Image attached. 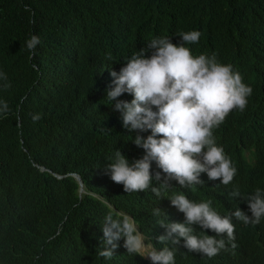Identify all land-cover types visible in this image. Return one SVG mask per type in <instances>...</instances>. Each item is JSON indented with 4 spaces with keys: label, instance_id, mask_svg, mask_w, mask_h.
<instances>
[{
    "label": "trees",
    "instance_id": "16d2710c",
    "mask_svg": "<svg viewBox=\"0 0 264 264\" xmlns=\"http://www.w3.org/2000/svg\"><path fill=\"white\" fill-rule=\"evenodd\" d=\"M0 264H264V0H0Z\"/></svg>",
    "mask_w": 264,
    "mask_h": 264
},
{
    "label": "clouds",
    "instance_id": "9594fccd",
    "mask_svg": "<svg viewBox=\"0 0 264 264\" xmlns=\"http://www.w3.org/2000/svg\"><path fill=\"white\" fill-rule=\"evenodd\" d=\"M223 121H226V117L223 116ZM187 135V136H186ZM195 137L196 135H193L191 133H186L185 135L179 134L177 135L168 145H165L163 141L160 144V156L161 158L166 162L167 167H173L181 171L182 173H191L193 177H197L200 174L201 168V161L200 157L198 155V151L202 150L204 143L203 142H194L189 137ZM45 171V169H44ZM71 174L70 176H72ZM58 178H62V176L56 175ZM73 177V176H72ZM83 184V183H82ZM80 189V186H79ZM79 193H84V187L83 191L79 190ZM252 214L254 220H260L262 221L261 214L259 212H251L250 214L244 211H239L238 216L241 218L248 217ZM135 228L138 230L137 225L134 224ZM139 239L136 243V247L140 254L143 256L145 254H142L139 250V242H140V235L144 236L139 230ZM145 237V236H144ZM149 240V239H148ZM151 243V241H149ZM152 244V243H151ZM153 246V244H152ZM154 248V246H153ZM155 250V249H154ZM156 254V250H155ZM144 257V256H143ZM156 257V255H155ZM154 257V258H155ZM145 258V257H144ZM151 258V259H154ZM147 259V258H145ZM148 259V260H151Z\"/></svg>",
    "mask_w": 264,
    "mask_h": 264
},
{
    "label": "rangeland",
    "instance_id": "374dc122",
    "mask_svg": "<svg viewBox=\"0 0 264 264\" xmlns=\"http://www.w3.org/2000/svg\"><path fill=\"white\" fill-rule=\"evenodd\" d=\"M139 244H140L139 250L141 251L142 254H145L143 255L145 258L151 259L155 257L156 255L155 250L152 244L149 242V240L146 237L140 235Z\"/></svg>",
    "mask_w": 264,
    "mask_h": 264
},
{
    "label": "water",
    "instance_id": "95a60500",
    "mask_svg": "<svg viewBox=\"0 0 264 264\" xmlns=\"http://www.w3.org/2000/svg\"><path fill=\"white\" fill-rule=\"evenodd\" d=\"M42 172H44V169H42ZM72 176L77 180V182H79V186H80V189L79 190L80 191H83V184H82V181H81L79 175L73 174Z\"/></svg>",
    "mask_w": 264,
    "mask_h": 264
}]
</instances>
